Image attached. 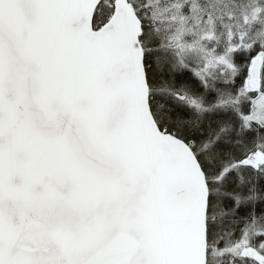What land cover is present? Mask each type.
<instances>
[{"label": "snow or ice", "instance_id": "6c2138e0", "mask_svg": "<svg viewBox=\"0 0 264 264\" xmlns=\"http://www.w3.org/2000/svg\"><path fill=\"white\" fill-rule=\"evenodd\" d=\"M0 264H264V0H0Z\"/></svg>", "mask_w": 264, "mask_h": 264}]
</instances>
